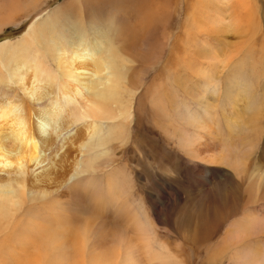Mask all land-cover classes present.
<instances>
[{
  "label": "rangeland",
  "instance_id": "obj_1",
  "mask_svg": "<svg viewBox=\"0 0 264 264\" xmlns=\"http://www.w3.org/2000/svg\"><path fill=\"white\" fill-rule=\"evenodd\" d=\"M169 1V20L144 31L139 18L142 0H0V43L8 39L14 44L33 20L44 22L62 7L63 16L53 17L58 20L49 22L47 35L52 31L64 36L60 20L69 17L85 26L92 13L96 23L109 24L121 47L113 49V57L130 69H124L130 86L111 87L108 99L100 100L103 112L112 109L122 116L76 122L70 130L71 119H65L53 150L24 154V161L40 155L45 169L16 185L12 198L17 202H6L0 210V264H89L81 245L97 236L88 235L84 222L94 218L95 231L109 228L119 233L118 228L125 227L134 236L136 214L151 223L152 238L166 245L180 264H247L254 252L264 261V0H205L204 9L196 4L199 0ZM214 54L217 61L211 58ZM9 61L0 59L1 86L13 79L16 74L11 76L10 69L15 71L23 59ZM57 63L53 58L51 65ZM8 86L19 87L15 80ZM127 112L132 116L125 121ZM29 125H34L32 120ZM29 135L40 138L36 127ZM92 135L100 137L95 147L89 143ZM85 145L94 168L88 173L102 186L107 178L114 180L126 208L116 202L112 211L100 197L94 201L88 196L87 201L84 196L83 205L82 200L74 205L84 207L82 214L69 215L72 232L81 237L70 232L64 245L52 239L63 240L64 232L48 238L30 232L29 222L44 218L48 209L58 222L64 220L61 184L77 180L72 176ZM100 205L106 210L101 217L93 216ZM109 236L104 238L110 244H105L113 247L116 239ZM19 247L21 263L10 259L12 249Z\"/></svg>",
  "mask_w": 264,
  "mask_h": 264
},
{
  "label": "bare ground",
  "instance_id": "obj_2",
  "mask_svg": "<svg viewBox=\"0 0 264 264\" xmlns=\"http://www.w3.org/2000/svg\"><path fill=\"white\" fill-rule=\"evenodd\" d=\"M158 1L159 3H154L156 0H142L139 7V18L141 20L140 24L142 30L145 31L146 28L152 25V23L156 24L157 22L160 23L161 20H169L170 16L173 15L172 12H169V8L167 7V5H170L169 0ZM196 4L202 6L203 9L207 7L205 0L196 1ZM13 5H15V2ZM211 5L208 6L211 7ZM187 7H192V4H187ZM196 9L201 10L202 8L198 9V7H196ZM30 11L31 10H29V12ZM60 13H62V7L47 15L44 22L36 21V19L33 20L30 23L28 30L25 31V33L14 44L8 39L0 43V57H3L0 59H4L5 62L10 60L9 62L13 64L16 63L15 60L23 59L21 64L16 66L15 71H13L14 69L12 68L10 69L11 76L13 73L16 74L13 79H10V77L6 75V72H8L6 71L4 75L10 80H7V84L0 85V210L4 209L6 202H17L12 198L17 187L16 185H19V183L22 184L24 181L29 178L31 179V177L38 175L45 169V165H42L43 162L40 160V155H29L24 161V154L31 151L41 154V150L44 148L53 150L58 144L57 132L61 133L60 137L62 135L63 131H61V125L65 119H71L68 123L67 129L70 130V125H73L76 122H95L100 119H116L119 116H122L121 113L114 114L112 109L103 112L102 102L100 101L104 98L108 99L107 90L111 87L116 86V88H118L117 86L121 83H123L121 85L127 84L130 86L128 70H124L128 67H122L113 57V49L120 50L121 47L119 48L118 41L113 31L109 29V24L106 26L96 23V17H93L92 13H88L87 25L83 26V23H78L79 20L77 21L72 17L67 18V20L61 19L60 22H62V27H65L64 36H60L58 33H53L52 31H48L49 35H47V32L45 31L46 28L50 26L49 22L53 21V17H60ZM166 15H168V19ZM194 16L197 15L194 14ZM75 18H77V15ZM136 22L137 25H139L138 20ZM155 24L153 26H155ZM40 26H43L44 28L42 31L37 32L36 29ZM85 49L86 51H83ZM19 53H23L24 55H20L21 57L16 59ZM212 57L216 60L215 54L211 55V58ZM53 58L58 61L56 65H51ZM2 67L3 69H7L4 64ZM19 74H21L20 78ZM11 80H15L16 84L19 86L17 89L8 86V83ZM208 84L209 83H207V85ZM120 88H122V86H119V89ZM123 88V90H125L126 87ZM128 109L130 110V108ZM129 112L123 117L125 121L129 120L132 116ZM31 120L34 125L30 126L29 123ZM35 127L40 135V138L37 140L32 138L31 135L28 136V134H31V130H35ZM99 140L100 137L98 135H92L89 143H92V146L95 147ZM228 150L231 151L230 149ZM89 151L88 145H85L81 150L82 154L80 155L75 175L72 176L77 177V180L72 184H70V182L61 184L62 202L60 205V211L65 215L64 220L58 222L53 211L48 209L44 218L40 220L36 219L34 224L29 222L28 226H30V232L32 231V233L35 234L39 233L44 238H48L53 232L58 234L64 232L61 234L63 240L55 237H52V239H55L58 243L63 242V244L66 245L68 239L67 234L73 231L71 230L72 223L69 215L73 213V211H75L74 214L76 211L82 214L80 211H82L84 207L80 204L76 206L74 205L78 200H82L81 203L83 205L84 196L86 198L88 196L92 197L94 201L95 198L100 197L102 203H104L102 205H104L105 208L112 209V211L113 209H116L117 203L121 204L120 207L126 208L127 204L123 199L122 193L119 192L120 190L116 188L117 184L115 185L114 180L107 178L106 184L102 186L98 183V179L94 175L88 173L89 170L94 169L93 160L89 155ZM230 157L231 156H229V158ZM28 161L32 163V167L28 166ZM235 164L236 162L234 165ZM7 169L10 171L5 174L4 172ZM88 198L87 201H89ZM55 202L57 201H53V203ZM70 206L72 207L69 210ZM101 207L102 210L97 208V212H94L96 210L93 211V216H95L94 213H96L98 217L102 216V212L106 209H104L103 206ZM17 208H19V206H17ZM109 212H111V210H109ZM117 214L118 213L116 212V215ZM120 214H122L121 210ZM93 219L92 222L90 221V224H88L89 222H84L89 228V231H85L89 232L88 235L91 237L95 234L94 236H97V239L95 238L91 241V244L87 243V246L85 245V242L82 243L85 247L81 245L83 249L86 250L85 253L88 254V256L86 254V261H89V264H180L176 258L169 255L166 245L156 242L152 238L151 230L149 228L151 223L147 220L137 218V214L134 219L135 221L133 222V226L135 227H131L133 230L132 232L136 235H128L129 233L131 234V231H128L125 227L124 230L121 231L118 228L119 233L114 229L116 236H118L117 238L112 236L114 231H109L111 232L110 234H112L110 235L112 236L111 238L114 237L116 239H114L116 244H113V247L110 245L106 246L107 241L105 239L108 238H104L105 236H109V228H107V231H95L97 230V226ZM125 223L126 222L122 225L126 226L127 224ZM130 225H132V223ZM50 226L51 228H49ZM86 226H83V229H86ZM13 228L14 226L12 229ZM72 233L75 234L76 232ZM29 235L32 234L30 233ZM75 235H78V237L82 236H79V234ZM2 238L1 240L3 241L4 238ZM75 239L80 241L77 237ZM79 241L78 247H80L79 250H81L82 247L79 246ZM75 243L77 245V242ZM75 243L71 244V246L75 245ZM1 245H4V243ZM114 245L116 246L114 247ZM10 248L7 247L6 249L10 250ZM117 249L118 251H116ZM21 251L22 249H20V247L16 250L12 249V252L10 251V259L17 261V263H21ZM82 251H78V253ZM258 255L259 252H254L251 256L250 262L247 264H263L264 261L262 258L257 259ZM77 261H79V259Z\"/></svg>",
  "mask_w": 264,
  "mask_h": 264
}]
</instances>
